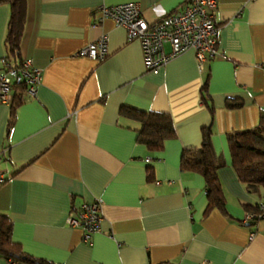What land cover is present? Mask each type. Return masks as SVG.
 Segmentation results:
<instances>
[{
    "label": "crops",
    "instance_id": "0c3cea01",
    "mask_svg": "<svg viewBox=\"0 0 264 264\" xmlns=\"http://www.w3.org/2000/svg\"><path fill=\"white\" fill-rule=\"evenodd\" d=\"M24 2L16 60L5 48L10 4L0 2V69L30 59L41 73L34 94L24 86L10 126L18 79L0 102V214L21 250L53 264H264V218L242 222L264 188L246 191L227 142L264 111V0H215L217 53L199 66L187 48L157 73L145 68L140 41L104 10L133 3L157 23L193 0ZM98 40L101 58L77 54ZM150 113L174 127L160 149L138 140L141 114ZM207 126L221 162L222 211H205L203 177L180 168L182 151L198 148ZM96 198L99 227L85 241L66 219Z\"/></svg>",
    "mask_w": 264,
    "mask_h": 264
},
{
    "label": "trees",
    "instance_id": "16d2710c",
    "mask_svg": "<svg viewBox=\"0 0 264 264\" xmlns=\"http://www.w3.org/2000/svg\"><path fill=\"white\" fill-rule=\"evenodd\" d=\"M4 1L10 4V16L5 36L6 56L8 58L13 57L16 60L15 57L18 56L19 41L24 23L25 2L24 0H0V2ZM13 65L18 66V64ZM18 81L13 83V87L19 93L13 97L9 126L12 124L14 107L23 100L21 92L24 90L25 84L23 81ZM204 85L203 90L205 91L206 84ZM231 104L229 106H234ZM139 120L141 128L139 130L138 140L148 148L160 149L166 139L175 136L173 124L166 114H141ZM211 135L212 130L210 126L202 128L200 146L182 151L180 168L182 171L199 173L203 177L207 195L205 211L212 208H217L222 211L225 208V197L218 175L221 162L213 148ZM227 142L231 156V166L238 181L244 186L247 192L258 194L260 189L264 188V111L256 127L228 133ZM261 204H264V201L246 206V212H250L252 215L254 214L253 218L248 221L249 225H253L258 219L264 218L261 215ZM0 257L15 264H53L25 254L21 250L20 245L11 239L10 220L1 214Z\"/></svg>",
    "mask_w": 264,
    "mask_h": 264
},
{
    "label": "built area",
    "instance_id": "2783aa9c",
    "mask_svg": "<svg viewBox=\"0 0 264 264\" xmlns=\"http://www.w3.org/2000/svg\"><path fill=\"white\" fill-rule=\"evenodd\" d=\"M214 6L215 0H193L192 7L167 14L157 23H147L142 19L137 6L133 3L118 4L104 11L116 24L127 28L130 38L140 41L145 68L157 73L171 58L187 48L194 50L199 66L207 56L212 57L217 53V26L208 12ZM164 43L170 46L168 53L164 51ZM106 51L105 42L98 40L80 49L77 54L97 59L105 55ZM14 79L22 80L27 91L34 94L41 73L32 66L30 59L19 66L5 64L0 69V102H9L11 97L9 91ZM5 179L0 175V182ZM260 209L261 215L264 216V204L260 205ZM99 212L100 200L96 198L90 202H83L78 209V217H73L71 214L66 222L71 226L82 228L83 239L88 241L99 227ZM253 216L254 214L245 212L242 222L250 221Z\"/></svg>",
    "mask_w": 264,
    "mask_h": 264
},
{
    "label": "rangeland",
    "instance_id": "374dc122",
    "mask_svg": "<svg viewBox=\"0 0 264 264\" xmlns=\"http://www.w3.org/2000/svg\"><path fill=\"white\" fill-rule=\"evenodd\" d=\"M247 224H248V222H247Z\"/></svg>",
    "mask_w": 264,
    "mask_h": 264
}]
</instances>
